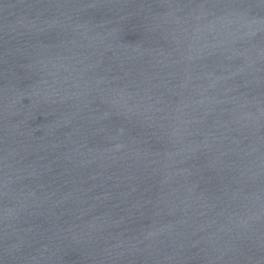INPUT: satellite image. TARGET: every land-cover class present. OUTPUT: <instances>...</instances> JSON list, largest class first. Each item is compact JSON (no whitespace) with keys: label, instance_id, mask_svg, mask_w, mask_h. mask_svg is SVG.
Masks as SVG:
<instances>
[{"label":"water","instance_id":"95a60500","mask_svg":"<svg viewBox=\"0 0 264 264\" xmlns=\"http://www.w3.org/2000/svg\"><path fill=\"white\" fill-rule=\"evenodd\" d=\"M0 264H264V0H0Z\"/></svg>","mask_w":264,"mask_h":264}]
</instances>
